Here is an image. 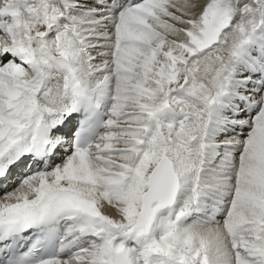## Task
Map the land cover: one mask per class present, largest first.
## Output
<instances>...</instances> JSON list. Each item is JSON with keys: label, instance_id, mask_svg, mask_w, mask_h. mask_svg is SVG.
I'll list each match as a JSON object with an SVG mask.
<instances>
[{"label": "snow or ice", "instance_id": "1", "mask_svg": "<svg viewBox=\"0 0 264 264\" xmlns=\"http://www.w3.org/2000/svg\"><path fill=\"white\" fill-rule=\"evenodd\" d=\"M0 264H264V0H0Z\"/></svg>", "mask_w": 264, "mask_h": 264}]
</instances>
